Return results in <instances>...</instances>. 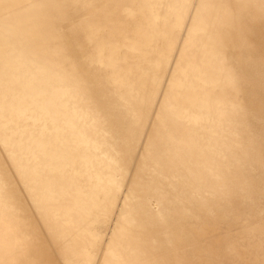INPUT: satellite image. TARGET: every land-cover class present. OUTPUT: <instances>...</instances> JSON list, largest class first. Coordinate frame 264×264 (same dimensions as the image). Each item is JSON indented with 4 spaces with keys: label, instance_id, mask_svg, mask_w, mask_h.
Returning <instances> with one entry per match:
<instances>
[{
    "label": "rangeland",
    "instance_id": "374dc122",
    "mask_svg": "<svg viewBox=\"0 0 264 264\" xmlns=\"http://www.w3.org/2000/svg\"><path fill=\"white\" fill-rule=\"evenodd\" d=\"M0 117V264H264V0H0Z\"/></svg>",
    "mask_w": 264,
    "mask_h": 264
},
{
    "label": "bare ground",
    "instance_id": "6f19581e",
    "mask_svg": "<svg viewBox=\"0 0 264 264\" xmlns=\"http://www.w3.org/2000/svg\"><path fill=\"white\" fill-rule=\"evenodd\" d=\"M136 1V0H135ZM152 1V0H151ZM223 1V0H222ZM129 2V1H128ZM147 2V1H146ZM219 2V1H218ZM230 2V1H229ZM252 2V1H251ZM124 3H125V1H124ZM133 3V2H132ZM141 3H142V1H141ZM245 3V2H244ZM115 4H117V3H115ZM114 4V5H115ZM134 4H136V3H134ZM218 4V3H217ZM216 4V5H217ZM222 4V3H221ZM122 5H123V3H122ZM220 5V4H219ZM228 5V4H227ZM131 6V5H130ZM133 6V5H132ZM131 6V7H132ZM232 6V5H231ZM127 7V6H126ZM130 7V8H131ZM151 8V7H150ZM224 8V7H223ZM226 8H229V5H228V7L226 6ZM226 8H225V10H226ZM231 8V7H230ZM232 8H234V7H232ZM153 9V8H152ZM262 9V8H261ZM109 10H110V12H108V14H101V15H99V16H95L96 18H94V19H91V20H95V22L97 23V25L99 26V28H98V30L95 32V33H93V32H91V31H89V30H91L90 28H89V30L87 29V27L85 26L86 24H85V22H82V25H80V28H79V34H80V36H84V38L88 35V37H90V36H93V37H95L94 38V40H96V37H99L102 33H103V29H102V26H105L104 24H105V22L106 21H108V20H110V17L113 15V17H114V19H115V16L114 15H116V14H118V11L120 12V10H119V8H118V6L116 7V6H113V7H111V8H109ZM128 11V9H125L124 11ZM173 10V9H172ZM215 10V9H214ZM213 10V11H214ZM232 10V9H231ZM240 10V9H239ZM136 11V10H135ZM150 11H151V9H150ZM149 11V12H150ZM153 11H155V10H153ZM221 11V10H220ZM224 11V10H223ZM241 11H243V9L241 10ZM123 12V11H122ZM129 12H130V10H129ZM173 12V11H172ZM222 12V11H221ZM231 12V11H230ZM123 13H125V12H123ZM122 13V14H123ZM152 13V12H151ZM157 13V12H156ZM170 13V12H169ZM224 13V12H223ZM129 14V13H128ZM131 14V13H130ZM135 14V12L134 13H132V15H134ZM137 14H138V12H137ZM153 14V13H152ZM120 15V14H119ZM169 15V14H168ZM210 15V14H209ZM208 15V16H209ZM125 16V15H124ZM129 16V15H128ZM141 16V15H140ZM158 16V15H157ZM215 16H216V14H215ZM222 16H224V15H222ZM131 17V16H130ZM139 17V16H138ZM141 17H143V16H141ZM149 17H151L150 16V13H149ZM212 17V16H211ZM210 17V18H211ZM98 18V19H97ZM118 18V17H117ZM159 18V17H158ZM221 18V17H220ZM124 19V18H123ZM143 19V18H142ZM142 19H140V21L142 20ZM153 19V18H152ZM161 19H163V17H161ZM208 19V18H207ZM206 19V20H207ZM257 19V18H256ZM120 20V19H119ZM125 20H127V17H126V19ZM209 20V19H208ZM214 20V19H213ZM258 20V19H257ZM112 21V20H111ZM114 21H116V20H114ZM128 21H129V19H128ZM127 21V22H128ZM133 21V20H132ZM131 21V22H132ZM155 21V20H154ZM87 22V21H86ZM94 22V23H95ZM126 22V24L128 25V23ZM219 22V21H218ZM248 22H250V21H248ZM84 23V24H83ZM89 23V22H88ZM92 23V22H91ZM93 23V24H94ZM95 23V24H96ZM136 23V22H135ZM156 23H157V21H156ZM156 23H155V25H156ZM209 23H211V22H209ZM138 24V23H137ZM147 24V23H146ZM222 24V23H221ZM89 24H87V26H88ZM92 25V24H91ZM133 25V24H132ZM145 25V24H144ZM93 26V25H92ZM91 26V27H92ZM131 26V25H130ZM135 26V25H134ZM202 26V25H201ZM211 26H212V24H211ZM218 26V25H217ZM224 26V25H223ZM122 26H118V27H112L111 28V30L108 32V33H106L107 35H106V37L107 36H109L110 37V40H111V37L112 36H114V35H116L117 33H122L123 32V29L121 28ZM133 28V27H132ZM136 28V27H135ZM161 28H162V26H161ZM256 28H258V27H256ZM138 29V28H137ZM93 30V29H92ZM96 30V29H95ZM133 30H136V29H134L133 28ZM214 30V29H213ZM234 30V29H233ZM94 31V30H93ZM104 31H106V30H104ZM108 31V30H107ZM132 31V30H131ZM149 31H151V29L149 30ZM220 31V30H219ZM226 31H228V30H226ZM142 31L141 30H139V31H136V32H130L131 33V37H132V40H131V45L133 46H131V48H134L136 45H135V43H133V42H136V40L138 39V38H140V36H142V35H145V33L143 32V33H141ZM232 32V31H231ZM210 33V32H209ZM208 33V34H209ZM212 33V32H211ZM221 33V32H220ZM229 33V32H228ZM76 34H78V33H76ZM125 34V33H124ZM232 34V33H231ZM234 34V33H233ZM260 34V33H259ZM90 35V36H89ZM103 35V34H102ZM104 35H105V32H104ZM118 35V34H117ZM250 35V34H249ZM122 36H123V34H122ZM201 36V35H200ZM221 36V35H220ZM255 35H253L252 37H254ZM257 36H259V35H257ZM75 37H78V36H75ZM108 37V38H109ZM120 37V36H119ZM124 37V36H123ZM122 37V38H123ZM128 37V36H127ZM126 37V38H127ZM67 38V37H66ZM70 38V37H69ZM126 38H124V39H126ZM147 38V37H146ZM205 38H206V34H205ZM77 39V38H76ZM81 39V38H80ZM80 39H79V41H80ZM106 39V38H105ZM201 39V38H200ZM216 39V38H215ZM215 39H213V40H215ZM252 39V38H251ZM73 40H74V38H73ZM82 40V39H81ZM118 40V39H117ZM120 40V39H119ZM212 40V39H211ZM222 40V39H221ZM234 40H235V38H234ZM253 40H254V38H253ZM70 41H71V39H70ZM78 41V40H77ZM76 41V42H77ZM84 41V40H83ZM107 41V40H106ZM113 41V40H112ZM127 41V40H126ZM145 41V40H144ZM217 42H218V40H216ZM215 41V42H216ZM64 42V41H63ZM85 42H86V40H85ZM103 42V41H102ZM118 42V41H117ZM203 42V41H202ZM258 42V41H257ZM260 42H261V40H260ZM61 43V42H60ZM79 43H82L81 41L80 42H78V44ZM94 43V42H93ZM114 43H116V41L114 42ZM209 43H211V42H209ZM85 44V43H84ZM108 44H110V43H108ZM127 44V43H126ZM213 44V43H212ZM81 45V44H80ZM97 45V44H96ZM114 45V44H113ZM223 45V44H222ZM238 45V44H237ZM254 45H256V44H254ZM109 46V45H108ZM107 46V47H108ZM112 46V45H111ZM121 46H122V44H121ZM126 46V45H125ZM137 46H140V45H137ZM204 46V45H203ZM214 46V45H213ZM212 45H211V47H213ZM224 46V45H223ZM222 46V47H223ZM253 46V45H252ZM258 46V45H257ZM77 47V46H76ZM101 47V46H100ZM102 47H103V45H102ZM123 47V46H122ZM129 47V45L127 46V48ZM140 47H142V46H140ZM105 48V47H104ZM121 47H119V49H120ZM210 48V47H209ZM221 48V47H220ZM227 48V47H226ZM236 48V47H235ZM245 48V50H247L246 49V47H243V49ZM60 49V48H59ZM80 49V48H79ZM128 49H130V48H128ZM135 49V48H134ZM202 49H204V48H202ZM80 50H82L83 51V49H80ZM79 50V51H80ZM90 50H92V49H90ZM96 50H98L97 48H96ZM101 50V49H100ZM109 50V52H110V49H108ZM108 50H106V51H108ZM118 50V49H117ZM116 50V51H117ZM120 50H122V49H120ZM136 50V49H135ZM258 50V49H257ZM59 51V50H58ZM63 51V50H62ZM105 51V50H104ZM103 51V52H104ZM116 51H115V53H116ZM139 51V50H138ZM201 51V50H200ZM204 51H206V50H204ZM210 51H212V50H210ZM65 52V51H64ZM92 51H90V53H91ZM130 52V51H129ZM157 52V51H156ZM223 52V51H222ZM237 52V51H236ZM241 52H244V50L243 51H241ZM59 53H61V52H59ZM101 53V52H100ZM113 53V52H112ZM120 52H118V54H119ZM207 53V52H206ZM224 53V52H223ZM244 53H247V51H245ZM252 53V52H251ZM65 54V53H64ZM77 53H75V55H76ZM102 54V53H101ZM137 54H138V52H137ZM210 54V53H209ZM226 54V53H225ZM73 55V54H72ZM134 55V54H133ZM201 55V54H200ZM208 55V54H207ZM241 55V54H240ZM248 55H249V53H248ZM66 56V55H65ZM110 56V55H109ZM142 56H144V55H142ZM214 56V55H213ZM215 56H218V55H215ZM227 56H228V54H227ZM230 56V59H231V55H229ZM69 57H70V55H69ZM77 57H79V55L77 56ZM110 57H113L112 55L110 56ZM136 57H138V56H136ZM212 57V56H211ZM210 57V58H211ZM224 57V56H223ZM255 57H257V56H255ZM255 57H253V58H255ZM80 58V57H79ZM78 58V59H79ZM82 58V57H81ZM87 58V57H86ZM144 58H146V57H144ZM149 58H151L150 56H149ZM216 58V57H215ZM250 59H251V57H249ZM64 59V58H63ZM89 59V58H88ZM147 59V58H146ZM152 59V58H151ZM227 58L225 57V60H226ZM72 60H73V58H72ZM80 60V59H79ZM137 60V59H136ZM139 60V59H138ZM141 60V59H140ZM154 60V59H153ZM233 60V59H232ZM258 60V59H257ZM82 61V60H81ZM89 61V60H88ZM92 62H93V60H91ZM116 61V59L114 60V61H112L110 64H112L113 62H115ZM142 61V60H141ZM155 61V60H154ZM206 61V60H205ZM235 61V60H234ZM240 61V60H239ZM242 61V60H241ZM80 62V61H79ZM87 62V61H86ZM110 62V61H109ZM109 62H107V64H109ZM118 62V61H117ZM116 62V63H117ZM152 62V61H151ZM193 62V61H192ZM191 62V63H192ZM207 62H209V61H207ZM236 62V61H235ZM72 63V62H71ZM82 63H83V61H82ZM90 63V62H89ZM94 63V62H93ZM100 63H101V61H100ZM132 63V62H131ZM148 63V62H147ZM153 63V62H152ZM151 63V64H152ZM242 63V62H241ZM241 63H239V64H241ZM249 63H251V62H248V64ZM60 64V63H59ZM63 64V63H62ZM61 64V65H62ZM95 64V63H94ZM109 64V65H110ZM144 64H145V62H144ZM255 64V63H254ZM64 65V64H63ZM86 65H87V63H86ZM101 65V64H100ZM121 65V64H120ZM126 65H128V64H126ZM125 65V66H126ZM204 65V64H203ZM241 65H243V64H241ZM241 65H240V67H241ZM250 65V64H249ZM252 65V64H251ZM106 66V65H105ZM112 66V65H111ZM113 66H115V65H113ZM124 66V65H123ZM141 66V65H140ZM151 66V65H150ZM253 66V65H252ZM81 67H82V65H81ZM85 67V66H84ZM92 67V66H91ZM121 67V66H120ZM145 67V66H144ZM149 67V66H148ZM155 67H157V66H155ZM155 67H153V68H155ZM236 67H238V66H236ZM246 67H248L247 65H246ZM251 67V66H250ZM255 67V66H254ZM48 68V67H47ZM86 68V67H85ZM96 68V67H95ZM101 68H103V67H101ZM105 68V67H104ZM116 68V67H115ZM119 68V67H118ZM118 68H116V69H118ZM145 68H147V67H145ZM252 68V67H251ZM53 69V68H52ZM51 69V70H52ZM90 69V68H89ZM88 69V70H89ZM115 69V70H116ZM135 69V68H134ZM141 69H143V68H141ZM140 69V70H141ZM238 69V68H237ZM242 69H243V67H242ZM242 69H240V70H242ZM254 69V68H253ZM66 71H67V69H65ZM74 70H75V68H74ZM78 70V69H77ZM106 70V69H105ZM119 70V69H118ZM148 70V69H147ZM45 71V70H44ZM47 72H48V70H46ZM56 71V70H55ZM71 71V70H70ZM81 71V70H80ZM96 71V70H95ZM94 71V72H95ZM117 71V70H116ZM120 71H122V69L120 68ZM137 71H139V69L137 70ZM238 71V70H237ZM244 71H246V70H244ZM256 71V70H255ZM62 72V71H61ZM61 72H59V73H61ZM64 72V71H63ZM113 73H115V71H112ZM119 72V71H118ZM135 72H136V70H135ZM152 72V70L150 71V73ZM53 73V72H52ZM69 73V72H68ZM138 73H142V72H138ZM242 73H245V72H242ZM44 74V72L42 73V75ZM48 74V73H47ZM69 74H71V72L69 73ZM68 74V75H69ZM250 74V73H249ZM248 74V75H249ZM52 75V74H51ZM76 75V74H75ZM107 75V74H106ZM113 75V74H112ZM206 75V74H205ZM205 75H203V77H206ZM245 75V74H244ZM45 76H46V74H45ZM48 76V75H47ZM56 76H58V75H56ZM55 76V77H56ZM147 76V75H146ZM189 76V75H188ZM199 76V75H198ZM210 76V75H209ZM86 77V76H85ZM84 77V78H85ZM110 76H108L107 78H109ZM119 77V76H118ZM137 77V76H136ZM69 78V77H68ZM103 78V77H102ZM147 78V77H146ZM186 78V77H185ZM185 78H183L184 80H185ZM207 78V77H206ZM214 78V77H213ZM212 78V79H213ZM216 78H219V77H217L216 76ZM79 79V78H78ZM128 79V78H127ZM127 79H125V80H127ZM133 79V78H132ZM144 79V78H143ZM196 79V78H195ZM219 79H222V77H220ZM255 79V78H254ZM42 80V79H41ZM70 80V79H69ZM110 80V79H109ZM114 80V79H113ZM112 79H111V81H113ZM123 80H124V77H123ZM200 80V79H199ZM208 80V79H207ZM215 80V79H214ZM214 80H213V82H214ZM72 81V80H71ZM116 81V80H115ZM128 81V80H127ZM148 81H149V79H148ZM189 81H190V79H189ZM216 81V80H215ZM51 82V81H50ZM114 82V81H113ZM112 82V83H113ZM145 82V81H144ZM203 82V81H202ZM202 82H201V84H202ZM211 82H212V80H211ZM105 83H107V82H105ZM123 83V82H122ZM121 83V84H122ZM131 83H133V82H131ZM149 83H150V81H149ZM153 83V82H152ZM179 83V82H178ZM177 83V84H178ZM193 83V82H192ZM206 83V82H205ZM216 83H219V82H216ZM52 84V83H51ZM67 84V83H66ZM108 84V83H107ZM116 84V83H115ZM184 84V83H183ZM204 84V83H203ZM124 85H127V84H122L121 85V87L123 86L124 87ZM187 85V84H186ZM213 85H214V83H213ZM221 85H222V83H221ZM41 86V85H40ZM62 86V85H61ZM130 86H133V85H129V87ZM230 86V85H229ZM43 87V86H42ZM126 87V86H125ZM124 87V88H125ZM143 87H145V86H143ZM194 87H196V86H194ZM223 87H226V86H223ZM66 88V87H65ZM131 88H133V87H131ZM130 88V89H131ZM188 88V87H187ZM203 88V87H202ZM217 88V87H216ZM222 88V87H221ZM40 89V88H39ZM39 89H38V91H39ZM115 89V88H114ZM195 89V88H194ZM209 89V88H208ZM228 89H230L229 87H228ZM187 90V89H186ZM196 90V89H195ZM200 91H202V90H200ZM204 91V90H203ZM206 91V90H205ZM204 91V92H205ZM208 92H210L209 90H207ZM215 91V90H214ZM227 91V90H226ZM68 92H69V90H68ZM74 92V91H73ZM130 92H132V91H130ZM187 92H190L189 90H187ZM207 92V93H208ZM221 92V91H220ZM224 93H226L225 92V90L223 91ZM233 92V91H232ZM52 93V92H51ZM59 93V92H58ZM145 93V92H144ZM241 93H242V91H241ZM63 94V93H62ZM69 94V93H68ZM132 94V93H131ZM143 94V93H142ZM185 94V93H184ZM187 94H189V93H187ZM220 95H222L221 93H219ZM231 94H233V93H231ZM65 95V94H64ZM71 95H72V93H71ZM178 95V94H177ZM195 96L197 95V93L195 92V94H194ZM224 95V94H223ZM62 96V95H61ZM69 96V95H68ZM148 96V95H147ZM229 96V95H228ZM242 96V95H241ZM175 97V96H174ZM211 97V96H210ZM17 98V97H16ZM22 98V97H21ZM60 98V97H59ZM64 98V97H63ZM96 98V97H95ZM136 98V97H135ZM182 98H183V96H182ZM195 98H197V97H195ZM232 98V97H231ZM234 98V97H233ZM24 99V98H23ZM45 99V98H44ZM69 99H71V98H69ZM68 99V100H69ZM137 99V98H136ZM194 99V98H193ZM3 100V99H2ZM16 100V99H15ZM29 100V99H28ZM99 100V102H102L100 99H98ZM142 100V99H141ZM146 100V99H145ZM144 100V101H145ZM190 100H192L191 99V97H190ZM22 101L23 100H21V103H22ZM56 101V100H55ZM62 101V100H61ZM179 101V100H178ZM189 101V100H188ZM193 101V100H192ZM197 101V100H196ZM235 102L237 101V100H234ZM234 101H233V103H234ZM25 102V101H24ZM69 102H70V100H69ZM73 102V101H72ZM195 102V101H194ZM18 103H19V101H18ZM21 103H20V105H21ZM26 103V102H25ZM117 103V102H116ZM135 103V102H134ZM141 103V102H140ZM143 103V102H142ZM146 103V102H145ZM176 103V102H175ZM207 103V102H206ZM52 104V103H51ZM54 104V103H53ZM56 104H58V103H56ZM64 104H66V103H64ZM68 104V103H67ZM81 104V103H80ZM79 104V105H80ZM84 104V103H83ZM125 104V103H124ZM196 104H197V102H196ZM204 104V103H203ZM203 104H202V106H203ZM216 104V103H215ZM235 104V103H234ZM239 104V103H238ZM245 104V103H244ZM42 105V104H41ZM69 105V104H68ZM105 105V104H104ZM139 105V104H138ZM208 105V104H207ZM207 105H206V107H207ZM228 105V104H227ZM12 106V105H11ZM17 106V105H16ZM22 106H23V103H22ZM27 106H28V104H27ZM54 106H56L55 104H54ZM59 106V105H58ZM103 106V105H102ZM141 106V105H140ZM144 106V105H143ZM190 106H192V105H190ZM189 106V107H190ZM197 106V105H196ZM196 106H194V107H196ZM230 106V105H229ZM239 106V105H238ZM64 107V106H63ZM62 107V108H63ZM145 107V106H144ZM184 107H186V106H184ZM232 107H233V105H232ZM24 108V107H23ZM65 108H67L66 106H65ZM105 108H106V106H105ZM178 108V107H177ZM201 109H202V107H200ZM17 109V108H16ZM22 109V108H21ZM31 109V108H30ZM47 109H48V107H47ZM58 109V108H57ZM116 109V108H115ZM200 109V110H201ZM208 109V108H207ZM206 109V110H207ZM219 108L217 107V110H218ZM223 109H224V107H223ZM60 110H64V108L63 109H61L60 108ZM87 110V109H86ZM193 110V109H192ZM200 110H199V112H200ZM202 110H204V109H202ZM209 110V109H208ZM3 111V110H2ZM27 111H29V109L27 110ZM37 111H38V109H37ZM51 111V110H50ZM66 111L67 110H64V113H66ZM115 111V110H114ZM188 111V110H187ZM219 111V110H218ZM217 111V112H218ZM13 112V111H12ZM18 111H16V113H17ZM39 112V111H38ZM59 112V111H58ZM75 112H76V110H75ZM86 112V111H85ZM127 112V111H126ZM185 112H186V109H185ZM212 112V111H211ZM227 112V111H226ZM226 112H223L224 114L226 113ZM27 113V112H26ZM79 113V112H78ZM77 113V114H78ZM83 113V112H82ZM89 113H91V112H89ZM96 113V112H95ZM118 113H120V112H118ZM191 113V112H190ZM21 114H22V112H21ZM44 114V113H43ZM51 114V113H50ZM68 114H70V113H68ZM188 114V113H187ZM195 114V113H194ZM220 114H221V111H220ZM2 115V114H1ZM53 115H55V114H53ZM86 115H87V113H86ZM100 115V114H99ZM174 115V114H173ZM203 115V114H202ZM57 116V115H56ZM63 117H64V115H62ZM66 116V115H65ZM78 116V115H77ZM88 116V115H87ZM86 116V117H87ZM107 116V115H106ZM118 116V115H117ZM177 116V115H176ZM17 117V116H16ZM19 117V116H18ZM21 117V116H20ZM49 117H50V115H49ZM62 117V118H63ZM76 117V116H75ZM82 117V116H81ZM89 117V116H88ZM100 117V116H99ZM120 117H122V116H120ZM127 117V116H126ZM129 117V116H128ZM192 117H194L195 118V116H191V118ZM203 117H206V116H203ZM1 118V117H0ZM2 118H4V117H2ZM11 118H12V116H11ZM59 118V117H58ZM79 118V117H78ZM84 118V117H83ZM188 118V117H187ZM16 119H18V118H16ZM22 119V118H21ZM67 119V118H66ZM71 119V118H70ZM70 119H67V120H70ZM73 119V118H72ZM77 119V118H76ZM119 119H121V118H119ZM181 119V118H180ZM190 119V118H189ZM227 119V118H226ZM235 119H237V118H235ZM59 120V119H58ZM61 120V119H60ZM66 120V121H67ZM96 120V119H95ZM117 120V119H116ZM194 120V119H193ZM192 120V121H193ZM7 121V120H6ZM12 121V120H11ZM14 121V120H13ZM54 121V120H53ZM71 121V120H70ZM69 121V122H70ZM76 121V120H75ZM91 121V120H90ZM105 121V120H104ZM113 121V120H112ZM183 121V120H182ZM204 120H202V122H203ZM78 122V121H77ZM92 122V121H91ZM114 122H116L115 121V119H114ZM117 122H118V120H117ZM130 122H132L131 120H130ZM135 122H137L136 121V119H135ZM189 122V121H188ZM187 121H186V123H188ZM194 122V121H193ZM208 122V121H207ZM0 123H2V122H0ZM16 123H17V121H16ZM53 123V122H52ZM61 124L63 123V122H60ZM100 123V122H99ZM127 123V122H126ZM125 123V124H126ZM140 123V122H139ZM196 123V122H195ZM217 123V122H216ZM122 124H123V122H122ZM136 124V123H135ZM202 124V123H201ZM10 125V124H9ZM13 125V124H12ZM16 125V124H15ZM19 125V124H18ZM64 125H66V123L64 124ZM77 125V124H76ZM94 125V124H93ZM104 125H106L105 123H104ZM118 125V124H117ZM196 125V124H195ZM203 125V124H202ZM208 125H210V124H208ZM217 125V124H216ZM1 126V125H0ZM68 126V125H67ZM70 126V125H69ZM111 126V125H110ZM133 126V125H132ZM198 126V125H197ZM18 127V126H17ZM71 127V126H70ZM96 127V126H95ZM113 127H115L114 125H113ZM122 127V126H121ZM190 127V126H189ZM67 128V127H66ZM124 128V127H123ZM135 128H136V126H135ZM60 129V128H59ZM107 129V128H106ZM1 130H2V128H1ZM4 130V129H3ZM109 130V129H108ZM127 130H129V128L127 129ZM125 131H126V129H125ZM109 132V131H108ZM131 132V131H130ZM2 135H3V133H2ZM5 135V134H4ZM214 135V134H213ZM166 136H168V134L166 135ZM170 136V135H169ZM172 136V135H171ZM163 138H165V137H163ZM182 140V139H181ZM182 143V142H181ZM182 144H184V143H182ZM186 144V143H185ZM175 146V145H174ZM179 146V145H178ZM174 148V147H173ZM169 149V148H168ZM177 149H178V147H177ZM181 149V148H180ZM178 151V150H177ZM175 152H176V150H175ZM45 168V167H44ZM62 172V171H61ZM63 173V172H62ZM36 175V174H35ZM67 183V182H66ZM62 184V183H61ZM64 184V183H63ZM62 184V185H63ZM47 185V184H46ZM49 187V186H48ZM43 189V188H42ZM60 189V188H59ZM252 189V188H251ZM48 190H50L49 188H48ZM46 192V191H45ZM60 192H62V191H60ZM63 193V192H62ZM50 197H51V195H50ZM259 198H261V197H259ZM49 199H47V201H48ZM245 205V204H244ZM254 209V208H253ZM252 210V209H251ZM252 213V212H251ZM153 220V219H152ZM67 224V223H66ZM142 226V225H141ZM148 226H150V225H148L147 224V227ZM61 238V237H60ZM62 239V238H61ZM67 239V238H66ZM67 241H68V239H67ZM66 242V241H65ZM70 242V241H69ZM69 247V246H68ZM74 249V248H73ZM70 250V249H69ZM72 250V249H71ZM74 251V250H73ZM117 252H118V250H116ZM70 252V251H69ZM72 252V251H71ZM77 252V251H76ZM75 252V253H76ZM115 252V251H114ZM121 252V251H120ZM81 254V253H80ZM83 254V253H82ZM242 254V253H241ZM77 255H78V253H77ZM84 255H86L85 253H84ZM242 256H243V254H242ZM130 258V257H129ZM132 258H133V256H132ZM135 258V257H134ZM88 260V259H87ZM74 262V261H73ZM126 262V261H125ZM129 262V261H128ZM89 263V262H88ZM253 263V262H252ZM120 264V263H119ZM123 264V263H122Z\"/></svg>",
    "mask_w": 264,
    "mask_h": 264
}]
</instances>
